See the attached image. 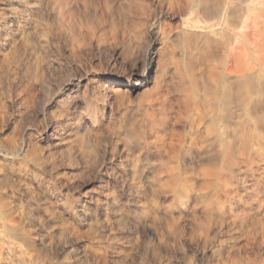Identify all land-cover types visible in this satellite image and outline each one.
<instances>
[{
	"label": "rangeland",
	"instance_id": "rangeland-1",
	"mask_svg": "<svg viewBox=\"0 0 264 264\" xmlns=\"http://www.w3.org/2000/svg\"><path fill=\"white\" fill-rule=\"evenodd\" d=\"M242 1L0 0V264H264V162L225 172L187 131L185 91L199 85L201 110L215 100ZM155 34L166 73L134 86Z\"/></svg>",
	"mask_w": 264,
	"mask_h": 264
},
{
	"label": "bare ground",
	"instance_id": "bare-ground-1",
	"mask_svg": "<svg viewBox=\"0 0 264 264\" xmlns=\"http://www.w3.org/2000/svg\"><path fill=\"white\" fill-rule=\"evenodd\" d=\"M169 1L172 3V5L176 4L177 6H178V4L181 3V0H169ZM231 1H233V0H231ZM242 2L245 4L244 8H242V9H244L243 12L241 14H240V12L242 10H239L240 12L239 11L235 12V10H238L237 6H235L236 9L234 10L235 13L239 12V14H240V15H238L239 17L238 16L237 17L239 18V23L241 25L242 31L239 33L236 31L237 30L236 29L235 32L232 31L233 33H231V35H229L230 37L227 38V35H226V39L225 40L223 39L224 41H222L220 44L218 42H215V43H218L217 47H218V49H220L222 51V54L224 55V57H223L224 62H225L224 69L222 68V66H220V68H222L224 70V72L223 73L221 72L222 74H220L218 72L219 75L212 78V83H213L212 85L214 88L213 91H215V96H214L215 100L213 101V103L211 105H209V107H207V108L204 107L203 110H201L200 108H202V107L198 106V104H199L198 103V100H199L198 96L199 95H198V91H197V89H198L197 86H199V85L195 84V81L193 80L190 82V84L188 83L189 86L188 87L186 86L187 89L185 91L186 92L185 93V101L188 102V104H190V106L192 108L191 112H192V116H193V118H192L193 120L189 124V128L187 130L189 133V138H190V140L194 141L193 143H195V145H199L200 147H203L206 145H211V146L215 145L216 146L215 148H217L216 152H217V154H219L220 159H221V160L219 159L221 161V162L220 161L219 162L221 163V165L223 167L222 169H224L225 172L226 171L230 172L233 169V167L238 163V161H241L242 163H245V164H249L250 167L254 163L264 162V136L261 135L262 133L260 134V132H262V131L258 132V130H259L258 125H257L256 121L254 120V118L251 116V111H252L251 109H253V108H251V106L253 104H256V102H259L262 99V97H264V71L262 74L263 78L261 77L262 80L260 81V83L257 82L254 85L253 81L256 79V73L255 72H257V71L254 72L253 66L251 67L252 69L250 68L249 57H248V55L250 54L249 52L251 50H253V52L257 53V51L258 50L260 51L262 47L264 49V0H243ZM185 3L187 5H189L191 3V0H185ZM231 3L229 4L230 7H231ZM234 3H233V5H234ZM224 4H225L224 2H222V4L220 2V5H218L214 8V13H212V14H215L218 16L221 13V11L223 10ZM233 8H234V6H233ZM232 13H233V10H232ZM252 13H254V15H252ZM185 16H183V17H185ZM226 16H227V14H226ZM233 17L235 18L236 16H233ZM197 18H199V17H197ZM212 19H213V16H212ZM191 20L193 21L192 16H191ZM205 20H206V18H205ZM207 20H208V18H207ZM232 20H234V19H232ZM209 21H211V20H209ZM234 21H232L231 23H236ZM227 23H230V22H227ZM192 25H193V23H192ZM205 25H206V23H205ZM234 26H235V24H234ZM190 29H192V28L190 27ZM212 29H213V26H212ZM229 29H231V28H229ZM178 31H179V29H178ZM184 31H186L185 28H184ZM203 31H204V29H203ZM209 31H210V29H209ZM228 31H230V30H228ZM219 33H220V31L218 32V34ZM215 34H217V33L215 32ZM215 34L213 33V36ZM228 34H230V32ZM210 35H211V33H210ZM221 35H222V33H221ZM204 36H206V35H204ZM223 36H224V34H223ZM169 37H171V36L169 35ZM215 37H216V35H215ZM171 38H173V37H171ZM217 38H219V36H217ZM164 39H165L164 34L163 35L155 34L151 38L150 43L145 50V59H144L145 62H144V65L142 66L144 68L143 73H141L139 78H137L138 80L136 82H134V84H133L134 86H146L148 84L156 83L159 80H161L162 77L165 75L167 66H166L165 61H164V52H165V51H163V46H164V41H165ZM173 40H175V39H173ZM185 40H187V39H185ZM192 40L194 42V39H192ZM200 40H202V38ZM178 42H180V41H178ZM193 42H191V43H193ZM180 43H179V45H182V43L181 44ZM211 43H213V42H211ZM194 44H196V42ZM185 45L187 46L188 44H185ZM198 45H200V44H198ZM191 46H192V44H191ZM168 47H170V46H168ZM187 48H189V47H187ZM190 48H192V47H190ZM190 48L188 51L191 50ZM201 48H202V46H201ZM262 51H260V52H262ZM174 52H175V50H174ZM199 52H200V50H199ZM191 53H193V51ZM218 53H219V51H218ZM182 55H184V53ZM192 55H191V57H192ZM211 56H213V55H211ZM258 57H261V56H258ZM263 58H264V56H263ZM166 59H168V57ZM209 59H211V58H209ZM220 59H219V61H220ZM205 60L206 59L204 58V61ZM217 61H218V59L216 60V62ZM262 61H261V63L264 64V62H262ZM180 64H181V62H180ZM250 64H251V62H250ZM214 65H215V62H214ZM214 65H213V67H214ZM221 65H222V63H221ZM206 66H207V64H206ZM256 67H257V65H256ZM153 68H154V73L150 74ZM176 69H177V67H176ZM183 69H184V67H183ZM210 70H212V69H210ZM210 75H211V72H210ZM168 76H169V74H168ZM192 76H193V74H192ZM169 81H170V79H169ZM183 81H185V80H183ZM127 82L128 81H124V80L119 79V78H114L112 80L113 84L120 86V87L127 85L128 84ZM185 82H183V84ZM199 90H201V89H199ZM203 92H204V90H203ZM201 95L203 96V94H201ZM213 95H214V93H213ZM204 100L205 99H203L202 101H204ZM210 101L212 102V100H210ZM203 106H204V104H203ZM253 114H255V113H253ZM227 119H229V121H230V123L228 125L225 124ZM229 121L227 120V122H229ZM188 142H190V141H188ZM262 167H264V166H262ZM239 168H241V167H239ZM220 171H222V170H220ZM220 171L218 170V172H220ZM217 175H219V174H217ZM217 183H218V181H217ZM6 219L4 218L2 220H6ZM1 224H3V225L0 226V257L5 256V254L3 255V251H4L3 249L10 248L8 241L6 240L7 236H9L8 235L9 233L7 232L8 228H7L6 224H4V223H1ZM5 231L7 234L5 233ZM2 262H5V261H2Z\"/></svg>",
	"mask_w": 264,
	"mask_h": 264
}]
</instances>
